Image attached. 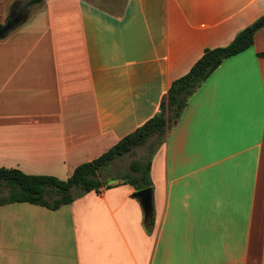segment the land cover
Returning a JSON list of instances; mask_svg holds the SVG:
<instances>
[{
    "label": "crops",
    "instance_id": "crops-1",
    "mask_svg": "<svg viewBox=\"0 0 264 264\" xmlns=\"http://www.w3.org/2000/svg\"><path fill=\"white\" fill-rule=\"evenodd\" d=\"M29 1L0 0V29L23 12L0 39V168L62 181L264 15V0ZM156 139L151 234L113 177L55 211L1 206L0 264H264V28Z\"/></svg>",
    "mask_w": 264,
    "mask_h": 264
},
{
    "label": "trees",
    "instance_id": "trees-1",
    "mask_svg": "<svg viewBox=\"0 0 264 264\" xmlns=\"http://www.w3.org/2000/svg\"><path fill=\"white\" fill-rule=\"evenodd\" d=\"M44 0H30L29 5H40ZM264 28V15L253 24L240 31L234 40L225 47L206 49L192 69L180 79L174 81L164 97L160 112L131 133L99 158L78 166L73 175L66 181L50 176H31L15 169L0 168V188L7 189L9 194L0 199V207L13 203H27L58 210L72 204L77 198L91 192L99 193L104 187L110 188L102 178V172L114 161L132 154L137 148L147 145L151 138L162 139L171 127V122L178 120L186 109L189 99L201 85L228 59L237 56L255 43L256 34ZM153 145L149 157L135 160L130 165V173L116 180L130 185L135 193L150 189L151 164L156 153ZM79 190L75 196L73 190ZM51 195L58 196L52 199ZM148 234L154 228V218L144 223Z\"/></svg>",
    "mask_w": 264,
    "mask_h": 264
},
{
    "label": "rangeland",
    "instance_id": "rangeland-1",
    "mask_svg": "<svg viewBox=\"0 0 264 264\" xmlns=\"http://www.w3.org/2000/svg\"><path fill=\"white\" fill-rule=\"evenodd\" d=\"M117 5L116 6H112L114 7H108L106 6V4H103L101 7L104 8L107 11H121L122 7H123V1L125 0H116ZM153 139V138H151ZM148 140L149 145L144 146L142 148H138L137 150H135L132 154L123 157L122 159H120V164L116 167H112L111 165L108 166L105 170H103L102 172V178L103 180L108 179V178H113L114 180H116L117 178L124 176L128 173H130V165L133 161L135 160H141L142 158H144L145 160L149 157L150 152L152 151L153 145H155L156 140ZM153 141V142H152ZM152 142V143H151ZM151 143V144H150ZM158 146V145H156ZM155 146V147H156ZM158 148V147H157ZM156 154V153H155ZM112 167V168H110ZM112 180V179H111ZM76 192H74V195L77 194V192L79 190L75 189ZM9 194L7 189H3L0 188V199L7 196ZM52 199H57L58 196L56 195H51Z\"/></svg>",
    "mask_w": 264,
    "mask_h": 264
},
{
    "label": "water",
    "instance_id": "water-1",
    "mask_svg": "<svg viewBox=\"0 0 264 264\" xmlns=\"http://www.w3.org/2000/svg\"><path fill=\"white\" fill-rule=\"evenodd\" d=\"M21 18H15V14L11 15L8 19L5 27L0 29V39L4 38L9 32H11L17 25H19ZM139 200L144 212L145 222H151L153 219V192L150 189L137 192L133 196Z\"/></svg>",
    "mask_w": 264,
    "mask_h": 264
},
{
    "label": "flooded vegetation",
    "instance_id": "flooded-vegetation-1",
    "mask_svg": "<svg viewBox=\"0 0 264 264\" xmlns=\"http://www.w3.org/2000/svg\"><path fill=\"white\" fill-rule=\"evenodd\" d=\"M22 15H23V12H22V13H20V12L18 13V12H17V13L15 14V18H21Z\"/></svg>",
    "mask_w": 264,
    "mask_h": 264
}]
</instances>
